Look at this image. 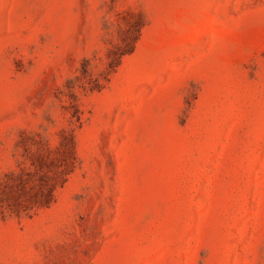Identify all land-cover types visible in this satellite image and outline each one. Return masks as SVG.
Returning a JSON list of instances; mask_svg holds the SVG:
<instances>
[{"label": "rangeland", "instance_id": "374dc122", "mask_svg": "<svg viewBox=\"0 0 264 264\" xmlns=\"http://www.w3.org/2000/svg\"><path fill=\"white\" fill-rule=\"evenodd\" d=\"M0 264H264V0H0Z\"/></svg>", "mask_w": 264, "mask_h": 264}]
</instances>
